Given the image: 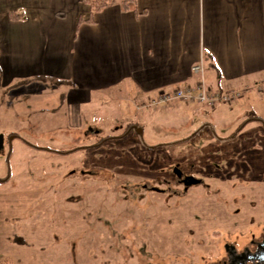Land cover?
I'll return each mask as SVG.
<instances>
[{
  "label": "rangeland",
  "instance_id": "rangeland-1",
  "mask_svg": "<svg viewBox=\"0 0 264 264\" xmlns=\"http://www.w3.org/2000/svg\"><path fill=\"white\" fill-rule=\"evenodd\" d=\"M36 84L0 92V264H222L225 244L255 249L264 236V124L237 126L254 112L264 119V97L140 112L143 104L127 107L116 92L83 104L81 124L69 125L60 89ZM132 121L140 131L117 136ZM197 128L154 148L139 137L157 144ZM9 130L50 149L90 146L56 154Z\"/></svg>",
  "mask_w": 264,
  "mask_h": 264
},
{
  "label": "crops",
  "instance_id": "crops-1",
  "mask_svg": "<svg viewBox=\"0 0 264 264\" xmlns=\"http://www.w3.org/2000/svg\"><path fill=\"white\" fill-rule=\"evenodd\" d=\"M88 16L82 0H0V92L49 83L66 97L69 125L81 124L83 104L116 92L134 109L199 81L237 91L233 105L241 94L264 97V0H136L135 11L116 2ZM182 101L166 106L180 110Z\"/></svg>",
  "mask_w": 264,
  "mask_h": 264
},
{
  "label": "trees",
  "instance_id": "trees-1",
  "mask_svg": "<svg viewBox=\"0 0 264 264\" xmlns=\"http://www.w3.org/2000/svg\"><path fill=\"white\" fill-rule=\"evenodd\" d=\"M82 2L89 7V16H88V19H87L88 21H92L93 20V14L95 12H98V11L102 10L103 8H105L107 6L113 5L116 2H118L120 4L122 9L133 10V11L136 10V0H82ZM209 91H212V90H209ZM148 100L149 99H146V100H143L142 102H140V104H143L142 107H145V106H155L156 107L157 105H163V104L148 105ZM189 101H193V100H189ZM194 101L199 103V101H197V100H194ZM169 103L173 104L174 100L169 102ZM169 103L168 104L164 103V105H169L170 106L171 104H169ZM252 114L253 115H251V117L250 116L247 117L245 120H243L241 123L238 124L237 131L240 130L245 123H247L249 120H252V119L258 120V121H262L263 124H264V119H262L258 114H256L255 112L252 113ZM203 126H205V124ZM132 127H135L134 130L136 132H138V128H137L138 126L135 125L133 123V121H132V122H128L127 123L126 127L124 128V130L122 132H120L121 134L119 133V135H117V134L116 135L121 137V136L125 135L126 133H128L129 130ZM88 129H90V128L88 127ZM141 130H142V127H141ZM95 131H97V129ZM199 131H200V128H197L195 131H192V132L188 133V135L184 136L183 138L174 139V140L166 141V142H160V143H157V144L145 143L143 138H142V134L141 133L139 134V137H140L141 142H142L143 145H145V146H147L149 148H154V147H159V146H164V145H171V144H174V143L179 142L181 140H187V139L193 138L199 133ZM7 135H11L12 138L19 137L24 143L29 144L30 146L34 147L35 149L45 150V151H49V152L56 153V154H69V153L75 152V151L80 150V149H85V147L88 148L90 146V145H81V144L80 145H73V143H71V144L68 143L69 146L71 145V147H69V148L66 147L67 149L63 148V147L56 148V149H50L49 147H45V146L39 145V144L38 145L37 144L31 145L32 143H30L27 140H25L24 138L20 137L18 132H15V134H11V132H8ZM235 135H233V136H235ZM112 137L113 136L110 135V134H105V135L101 136L99 139L100 140H104L106 138H112ZM68 144H66V145H68Z\"/></svg>",
  "mask_w": 264,
  "mask_h": 264
},
{
  "label": "built area",
  "instance_id": "built-area-1",
  "mask_svg": "<svg viewBox=\"0 0 264 264\" xmlns=\"http://www.w3.org/2000/svg\"><path fill=\"white\" fill-rule=\"evenodd\" d=\"M192 71L199 73L202 71L201 64H195ZM237 91L219 92L208 91L202 81L195 84H184L182 86H175L167 90H162L156 96L149 98L148 105H156L168 103L172 100H197L209 106H213L216 102H229L231 99L237 97Z\"/></svg>",
  "mask_w": 264,
  "mask_h": 264
},
{
  "label": "water",
  "instance_id": "water-1",
  "mask_svg": "<svg viewBox=\"0 0 264 264\" xmlns=\"http://www.w3.org/2000/svg\"><path fill=\"white\" fill-rule=\"evenodd\" d=\"M140 131V128H138ZM3 145V134L0 133V148ZM179 174V171H176ZM185 183H195L197 179L189 177L184 179ZM227 258L228 264H246L251 261L253 264H263L264 263V238L256 244V249L254 251L245 248L244 250L238 252L234 245H230L227 248Z\"/></svg>",
  "mask_w": 264,
  "mask_h": 264
},
{
  "label": "flooded vegetation",
  "instance_id": "flooded-vegetation-1",
  "mask_svg": "<svg viewBox=\"0 0 264 264\" xmlns=\"http://www.w3.org/2000/svg\"><path fill=\"white\" fill-rule=\"evenodd\" d=\"M185 178V177H184ZM184 180V179H183ZM264 238V236H262V238L260 239V241L262 240ZM259 241H256V243H255V249H256V244L258 243ZM231 244H225V249H226V251H227V248H228V246H230ZM255 249H253L252 251H254ZM244 250V249H243ZM240 252V251H239ZM248 263H250V264H252V262L251 261H248L246 264H248ZM222 264H228V258L225 260V261H223V263Z\"/></svg>",
  "mask_w": 264,
  "mask_h": 264
}]
</instances>
